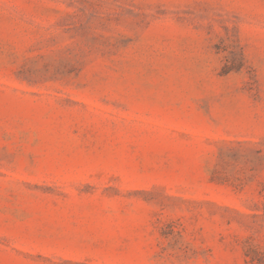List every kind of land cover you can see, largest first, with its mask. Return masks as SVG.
Here are the masks:
<instances>
[{
    "label": "rangeland",
    "instance_id": "1",
    "mask_svg": "<svg viewBox=\"0 0 264 264\" xmlns=\"http://www.w3.org/2000/svg\"><path fill=\"white\" fill-rule=\"evenodd\" d=\"M0 264H264V0H0Z\"/></svg>",
    "mask_w": 264,
    "mask_h": 264
}]
</instances>
